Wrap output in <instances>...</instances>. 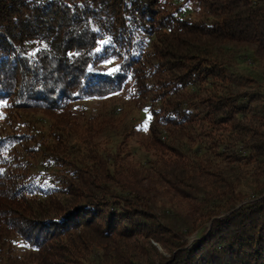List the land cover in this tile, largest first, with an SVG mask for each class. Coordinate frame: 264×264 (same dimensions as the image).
I'll list each match as a JSON object with an SVG mask.
<instances>
[{"label":"trees","instance_id":"16d2710c","mask_svg":"<svg viewBox=\"0 0 264 264\" xmlns=\"http://www.w3.org/2000/svg\"><path fill=\"white\" fill-rule=\"evenodd\" d=\"M0 109V264H264V0H0Z\"/></svg>","mask_w":264,"mask_h":264},{"label":"rangeland","instance_id":"374dc122","mask_svg":"<svg viewBox=\"0 0 264 264\" xmlns=\"http://www.w3.org/2000/svg\"><path fill=\"white\" fill-rule=\"evenodd\" d=\"M77 105L81 106V109L75 111L79 114V121L83 123L86 120L90 123L92 145L103 149L106 145L115 146L118 143L120 148H123L124 161L135 167H139L146 160L144 146L148 138L147 114L127 92L103 100L79 102ZM28 113L27 119H35L41 115L40 112L34 111ZM3 124V118L0 116V127ZM83 130V135H87L84 128Z\"/></svg>","mask_w":264,"mask_h":264}]
</instances>
